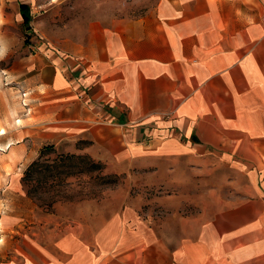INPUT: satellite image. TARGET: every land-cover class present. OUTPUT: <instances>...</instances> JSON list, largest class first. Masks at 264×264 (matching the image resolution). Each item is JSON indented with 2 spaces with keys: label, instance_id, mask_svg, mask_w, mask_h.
Instances as JSON below:
<instances>
[{
  "label": "crops",
  "instance_id": "1",
  "mask_svg": "<svg viewBox=\"0 0 264 264\" xmlns=\"http://www.w3.org/2000/svg\"><path fill=\"white\" fill-rule=\"evenodd\" d=\"M23 2L0 12L3 196L43 147L81 138L118 162L172 148L214 159L238 192L185 221L183 236L136 233L118 213L65 231L52 252L0 264H264V0H155L140 15L91 23L77 42L21 55L10 26L23 21ZM22 95L31 112L9 113Z\"/></svg>",
  "mask_w": 264,
  "mask_h": 264
},
{
  "label": "rangeland",
  "instance_id": "2",
  "mask_svg": "<svg viewBox=\"0 0 264 264\" xmlns=\"http://www.w3.org/2000/svg\"><path fill=\"white\" fill-rule=\"evenodd\" d=\"M10 1L0 0V12L5 7L13 16L8 9ZM21 1L27 5L30 22L27 27L23 21L10 26L17 38L20 34L21 55L35 47L52 51V43L60 44L64 39L77 42L91 23L137 16L155 2ZM24 97L8 105L7 111L12 114L20 108L19 116H27L31 110L24 107ZM52 147L40 159L42 149L39 151L33 161L38 163L30 173L27 171L33 162L19 165L18 180L7 178L4 196L0 191V260L18 252L30 253L31 249L52 252L65 231L118 213L136 233L149 229L166 239L183 236L185 221L233 200L238 192L227 182L231 176L227 167L211 158L175 153L173 148L167 157L141 154L129 163L112 159L87 138L64 140Z\"/></svg>",
  "mask_w": 264,
  "mask_h": 264
},
{
  "label": "trees",
  "instance_id": "3",
  "mask_svg": "<svg viewBox=\"0 0 264 264\" xmlns=\"http://www.w3.org/2000/svg\"><path fill=\"white\" fill-rule=\"evenodd\" d=\"M26 8H27V5H25V4H20L19 5V10H20V13H21V16H22V19H23L24 27L28 26V24L30 22V19H31L30 16L26 13ZM52 148H53L52 145H50V146H46L44 149H42L40 154H39V159H40V157H42L44 155L45 151L51 150ZM68 157L71 158L72 155H69ZM37 163H38V161L37 162H33L31 164V166L29 167L27 173H30L32 167L35 166Z\"/></svg>",
  "mask_w": 264,
  "mask_h": 264
},
{
  "label": "clouds",
  "instance_id": "4",
  "mask_svg": "<svg viewBox=\"0 0 264 264\" xmlns=\"http://www.w3.org/2000/svg\"><path fill=\"white\" fill-rule=\"evenodd\" d=\"M6 54H7V46L3 38H0V59H3ZM0 243H3L2 239H0Z\"/></svg>",
  "mask_w": 264,
  "mask_h": 264
}]
</instances>
